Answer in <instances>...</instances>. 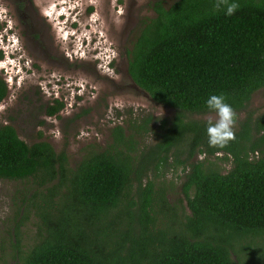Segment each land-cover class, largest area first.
I'll list each match as a JSON object with an SVG mask.
<instances>
[{"label":"trees","instance_id":"trees-1","mask_svg":"<svg viewBox=\"0 0 264 264\" xmlns=\"http://www.w3.org/2000/svg\"><path fill=\"white\" fill-rule=\"evenodd\" d=\"M236 2L232 16L215 11L214 0L151 3L154 14L126 50V70L173 113L156 119L147 146L137 149L133 133L114 125L109 143L71 167L48 141L27 143L0 124V178L29 177L44 188L27 199L40 221L36 238L22 247L15 237L8 264H264V111L247 110L222 149L209 147L207 119L188 116L209 111L212 94L243 110L264 88V0ZM6 92L0 77V99ZM53 102L46 114L62 105ZM146 121L135 129L146 130ZM215 152L229 160L225 171L204 164ZM170 155L183 170L188 212L147 177ZM97 221L101 229H92Z\"/></svg>","mask_w":264,"mask_h":264},{"label":"rangeland","instance_id":"rangeland-1","mask_svg":"<svg viewBox=\"0 0 264 264\" xmlns=\"http://www.w3.org/2000/svg\"><path fill=\"white\" fill-rule=\"evenodd\" d=\"M153 1L0 0V77L7 89L0 100V124L12 125L27 143L48 141L65 153L71 167L88 150L109 143L114 125L125 135L133 133L137 149L153 142L156 119L169 117L173 109L153 101L126 70V50L142 21L154 14ZM171 1L160 0L164 6ZM55 98L62 105L46 114ZM247 110L264 111V88L254 90L246 108L235 112L234 129ZM188 116L217 119L211 111ZM145 119L146 130H136ZM215 154L206 156L204 164L225 171L229 160L219 158L222 152ZM171 160L170 155L163 169L148 170L147 177L153 189H163L167 202L188 212L180 189L183 170ZM133 188L134 183L130 195ZM37 190L35 196L44 188L29 177L0 178V264L10 262L15 237L22 247L36 238L40 221L27 199ZM92 229H101L100 222Z\"/></svg>","mask_w":264,"mask_h":264},{"label":"clouds","instance_id":"clouds-1","mask_svg":"<svg viewBox=\"0 0 264 264\" xmlns=\"http://www.w3.org/2000/svg\"><path fill=\"white\" fill-rule=\"evenodd\" d=\"M240 6L236 0H214L213 3V9L222 10L226 16H232ZM225 99L222 94H212L205 101L207 109L215 112L217 116L215 122L211 117L207 121L206 135L209 147L222 149L235 139L233 129L236 123V113L232 106L225 102Z\"/></svg>","mask_w":264,"mask_h":264},{"label":"flooded vegetation","instance_id":"flooded-vegetation-1","mask_svg":"<svg viewBox=\"0 0 264 264\" xmlns=\"http://www.w3.org/2000/svg\"><path fill=\"white\" fill-rule=\"evenodd\" d=\"M45 15H48V14L46 13ZM61 37H62V36H61ZM6 48H7V47H6ZM7 54H8V52H7ZM9 55L11 56V54H10V50H9ZM6 56H7V55H6ZM11 57H12V56H11ZM4 96H5V95H4ZM4 96H3V97H4ZM3 97H2V98H3ZM2 98H1V99H2ZM1 99H0V100H1Z\"/></svg>","mask_w":264,"mask_h":264}]
</instances>
